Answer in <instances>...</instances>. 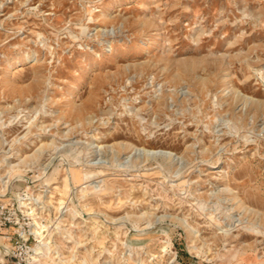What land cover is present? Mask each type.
Wrapping results in <instances>:
<instances>
[{
	"label": "rangeland",
	"instance_id": "obj_1",
	"mask_svg": "<svg viewBox=\"0 0 264 264\" xmlns=\"http://www.w3.org/2000/svg\"><path fill=\"white\" fill-rule=\"evenodd\" d=\"M24 179L40 264H264V0H0Z\"/></svg>",
	"mask_w": 264,
	"mask_h": 264
},
{
	"label": "built area",
	"instance_id": "obj_2",
	"mask_svg": "<svg viewBox=\"0 0 264 264\" xmlns=\"http://www.w3.org/2000/svg\"><path fill=\"white\" fill-rule=\"evenodd\" d=\"M24 180L28 185L16 194H11L10 183L8 186L2 183L5 187L0 192V228L8 227L11 230L8 233H0V238L8 243V245L0 244V264H31L32 256L36 253L35 248L41 245L44 239L41 233L46 230L38 215L41 210L38 206L41 204L34 206L35 218L30 208L26 209L20 205V202H29L31 198L39 197L29 193L31 182ZM35 221L41 226L38 230L40 233L35 230L36 227L38 228ZM7 257L9 263L5 262Z\"/></svg>",
	"mask_w": 264,
	"mask_h": 264
},
{
	"label": "bare ground",
	"instance_id": "obj_3",
	"mask_svg": "<svg viewBox=\"0 0 264 264\" xmlns=\"http://www.w3.org/2000/svg\"><path fill=\"white\" fill-rule=\"evenodd\" d=\"M139 151V149L135 148V152ZM157 154H161L162 156H166L168 155L169 160L171 161L173 159L172 154L170 152H163L160 150H146L144 151V155L146 156H157ZM40 205V201L37 200V198H31V200L29 202H20V205L22 207H26V209H31L32 211V215L34 216V212H33V207L36 205ZM38 208H40V206H38ZM35 218V217H34ZM37 233H40L38 231V229H36ZM36 253L32 256L33 260L31 262V264H37V263H42L41 261H46L47 259H50V247L49 245L46 243H42L41 245H38L36 248Z\"/></svg>",
	"mask_w": 264,
	"mask_h": 264
}]
</instances>
